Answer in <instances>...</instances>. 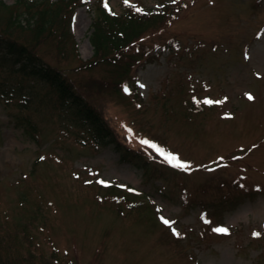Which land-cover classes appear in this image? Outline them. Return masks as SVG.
I'll return each mask as SVG.
<instances>
[{"label":"rangeland","instance_id":"374dc122","mask_svg":"<svg viewBox=\"0 0 264 264\" xmlns=\"http://www.w3.org/2000/svg\"><path fill=\"white\" fill-rule=\"evenodd\" d=\"M100 1L76 2L70 34L44 38L35 52L65 72L101 133L51 103L49 87L29 80L17 88L19 64L0 53V257L264 264V0H128L147 11L172 2L174 15L127 50L144 58L125 56L123 65L93 63ZM123 3L109 0L117 13ZM6 23L1 13L0 32ZM29 34L10 36L25 44ZM30 86L38 98L25 103ZM221 227L228 232L214 231Z\"/></svg>","mask_w":264,"mask_h":264},{"label":"trees","instance_id":"16d2710c","mask_svg":"<svg viewBox=\"0 0 264 264\" xmlns=\"http://www.w3.org/2000/svg\"><path fill=\"white\" fill-rule=\"evenodd\" d=\"M76 2L78 4L89 3L87 0H15L11 6L0 3V14L8 20L4 25V32H0V53H6L15 59L16 65L11 76L15 77L18 87H24V83L29 80L35 81L52 89L49 100L67 112H73L74 116L83 117L91 121L92 129L101 133L104 128L100 122V117L93 111L86 99L77 91L71 80L60 68L47 63L35 52V46L44 38H49L53 34H58L62 38L70 34L72 9ZM107 3L108 7H105ZM165 1L158 10L147 11L143 7H136L131 3H123L121 13L112 10L109 0H102L94 7L95 17L93 20L90 40L95 49V60L93 63L101 61H116L120 65L131 61L130 57L137 60L144 58L143 52L131 53L127 50L141 40L147 34L148 28L160 23H167L173 17V5ZM139 8L141 11H137ZM67 13V14H66ZM114 13V14H113ZM69 15V19L67 17ZM72 16V17H71ZM66 26V27H65ZM1 29V28H0ZM30 33L27 43H20L14 40L10 34L13 32ZM61 38V39H62ZM35 41V44L32 43ZM63 51V48H60ZM129 53V54H128ZM128 54V55H127ZM129 58L127 61L123 57ZM138 60V61H139ZM110 62V61H109ZM93 63L86 64L92 66ZM134 64H128L126 72L131 71ZM1 66V64H0ZM126 69V68H125ZM120 84V83H119ZM8 85V84H6ZM33 86H30L28 97L22 100L27 102L38 98L34 95ZM44 97V96H43ZM82 119V118H81ZM30 131L29 127L24 128V132ZM16 237V235H14ZM30 237L31 234H25ZM29 255V254H28ZM19 255L3 258L0 257V264H64L59 263L56 254L50 256L41 252L30 256Z\"/></svg>","mask_w":264,"mask_h":264},{"label":"snow or ice","instance_id":"6c2138e0","mask_svg":"<svg viewBox=\"0 0 264 264\" xmlns=\"http://www.w3.org/2000/svg\"><path fill=\"white\" fill-rule=\"evenodd\" d=\"M128 2V0H125V3H127ZM177 2V0H173V3H176ZM105 7H108V5H107V3L105 4ZM138 12L139 11H141V9H139V8H137L136 9ZM114 14V13H113ZM141 87H143V85H141ZM126 91H127V89H125ZM246 96H247V99L248 100H254V97L251 95V94H245ZM226 99V98H225ZM204 104H221V103H223L224 101H213V100H211V99H204L203 101H202ZM141 144L142 145H147L149 148H151V149H154L159 155H161L162 157H164V159L169 163V164H172V166L173 167H177V168H182V169H185V170H188L189 169V167H190V164L189 163H187V162H182L177 156H175V155H173V154H171V153H168V152H166L165 150H163L162 148H160L158 145H156L155 143H153V142H150V141H148V140H142L141 141ZM253 147H255V146H253ZM222 159V158H221ZM97 183H100V184H107V182L106 181H103V180H99V181H97ZM121 187H123V186H121ZM130 191H132L131 189H130ZM160 219H161V221L165 224V225H167V226H169L170 228H171V230H172V232H173V235H175V236H177V237H179L180 236V233L174 228V227H172V225L175 223L174 221H170V220H168V219H166L165 217H163V216H161L160 217ZM214 231H216V232H218V233H227L228 232V229L227 228H216V229H214ZM253 236L254 237H258V236H260V233H258V232H254L253 233Z\"/></svg>","mask_w":264,"mask_h":264}]
</instances>
